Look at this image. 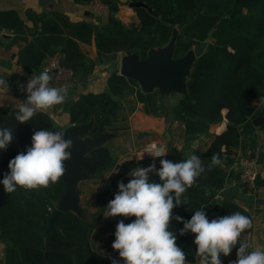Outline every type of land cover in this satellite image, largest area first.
<instances>
[{
  "label": "trees",
  "instance_id": "1",
  "mask_svg": "<svg viewBox=\"0 0 264 264\" xmlns=\"http://www.w3.org/2000/svg\"><path fill=\"white\" fill-rule=\"evenodd\" d=\"M74 1L94 3L96 0ZM98 1L114 14L119 11V4H127L120 0ZM128 1L146 3L158 16L143 7L134 9L140 27L128 33L113 14L105 23L91 24L85 20L72 21L67 14L59 11L27 9V19L32 24L29 27L16 11L0 10V29L12 32L13 42H25L19 59L27 71H35L49 57L59 54L67 68L75 73L83 70L88 75L98 63L115 59L119 52L137 54L143 60L152 49L167 46L173 38V58L180 59L195 45L206 40L208 33L215 28L205 53L194 62L187 91L169 110L158 103L154 92L151 113L164 117L167 127L173 121L181 123L183 150L201 135L209 133L211 127L226 122V127L215 134L209 147L201 154L206 171L198 178L196 185L186 192L188 203L173 210L174 216L190 220L194 211L204 207L209 220L210 214L215 211H220L224 216L241 211L253 221L248 211L221 195L229 178L239 179L233 169L237 149L245 146L243 133L253 132V121L264 106L261 103L264 98V0H226L224 11L206 6L204 0ZM92 43L97 50L96 59L84 64L83 46ZM107 87L106 91L80 94L70 106L71 125L94 119L89 137L110 130L121 132L128 129L115 126L122 108L121 98L127 93H135L137 101L144 103L145 111L150 112L147 97L135 79L113 70L107 79ZM0 128H12L14 137L6 150H0V175L3 176L9 171L10 160L31 146L35 131L63 130L48 114H38L28 123L20 124L15 119L14 109L6 108H0ZM261 129L264 131V123ZM213 155H218L222 163L207 171ZM115 163L116 158L110 149L102 146L86 155L81 166L86 173L98 175L111 170ZM145 163L146 159L124 162L109 186L97 194L96 202L101 205L122 176ZM64 188L61 177L58 183L45 189L25 191L17 188L14 193H6L7 202L0 208V240L6 244L4 264H107L105 257L90 245L91 233L106 209L89 222L73 212H67L60 226L43 236L49 224L50 209L54 210ZM247 188L244 186L243 189ZM134 219L125 217L123 222L127 224ZM181 228L182 222L171 221L177 245L185 252L187 261L194 262L196 245H189L187 233L180 236ZM115 230L110 232L112 243ZM251 230H246L241 237ZM113 255L120 261L117 264H124L117 251L113 250Z\"/></svg>",
  "mask_w": 264,
  "mask_h": 264
},
{
  "label": "clouds",
  "instance_id": "2",
  "mask_svg": "<svg viewBox=\"0 0 264 264\" xmlns=\"http://www.w3.org/2000/svg\"><path fill=\"white\" fill-rule=\"evenodd\" d=\"M52 76L45 70L32 75L20 89L26 92L25 100L15 101V119L28 123L38 114H47L65 103L68 90L51 86ZM9 91L7 79L0 77V95ZM264 104V98L261 99ZM12 128H0V150H6L13 141ZM73 140L66 139L62 131L41 129L31 137V146L11 159L9 171L0 183L5 193L11 194L21 188L25 191L40 190L58 183L66 173V161L72 159ZM144 153L153 158L167 155L156 145L146 147ZM213 155L207 171L221 164ZM157 170L155 162L145 168L129 173L127 184L119 182L118 192L109 201L105 217H134L132 222H118L113 250L119 253L124 264H188L185 252L177 245V236L171 230V221L183 223L180 236L191 232L196 245L197 264H222L221 256H229L239 245L236 260L230 264H264V244H244L241 234L253 227L252 219L241 211L209 220L204 207L194 211L190 220L173 214V210L188 203L186 192L196 185L206 169L201 158L191 155L182 162L174 163L160 159ZM155 173L163 183L149 182V174ZM247 211V209H244ZM112 264H117L116 260Z\"/></svg>",
  "mask_w": 264,
  "mask_h": 264
},
{
  "label": "crops",
  "instance_id": "3",
  "mask_svg": "<svg viewBox=\"0 0 264 264\" xmlns=\"http://www.w3.org/2000/svg\"><path fill=\"white\" fill-rule=\"evenodd\" d=\"M120 1L123 3L127 2V4H119V11L115 15H118V19L123 26H125L124 28L128 33L137 31L140 27V20L137 13L128 7V0ZM27 9H32L37 12L59 11L67 14L72 21L85 20L91 24L100 23L92 3H76L74 0H0V10L16 11L20 18L31 27L32 24L27 19L26 15ZM12 39L13 34L2 33L0 29V77L7 79L9 83V91L6 94L0 95V108L9 110L14 109L16 100L22 101L26 99V92L21 91L20 85H26L32 75L44 71V64L48 60L47 59L43 65L35 71H27L22 66L19 59V52L25 45V42L21 40L13 42ZM28 39H31L30 35ZM83 52L84 64L90 60L96 59L97 50L94 43L91 45H84ZM126 55V53L119 52L115 59L104 63H98L88 75H85L83 70L77 72L72 87L67 89L68 96L65 103L56 106L47 113L55 124L63 129L71 126L69 119L71 104L82 93H96L108 90L107 79L110 73L113 70H118L120 72L121 60ZM59 56L62 57L61 55ZM51 86H53L52 80ZM140 89L145 94L141 85ZM154 90L153 93L155 92ZM182 94H184V92ZM121 103L122 108L118 112V121L115 123V126L128 129L121 132H114L116 136L108 139L103 144V146L110 149L111 153L116 158L114 167L102 173L99 178L82 180L78 184L80 190V206L82 201L81 195L82 198L84 197L82 192L85 191L88 196L87 198L90 199L87 212H85L84 208L81 206L84 211V216L81 218L86 222L90 220L86 215L89 214L93 217V215L99 213L98 203L96 202L97 194L109 186L111 179L118 173L124 162L128 160H140L139 157L142 147L152 142L160 143L165 147L167 152V155L163 159L170 160L174 163L182 162L191 155L200 157L211 144L215 134H219L220 131L226 127L225 121L219 126L211 127L209 133L201 135L192 142L189 148L183 150L184 133L181 123L173 121L169 123L167 127L164 117L154 116L151 111L147 113L142 109L144 103L137 101L135 93H127L121 98ZM253 103L259 106L256 101H253ZM132 107L134 108L133 110L131 109ZM126 120L127 125L124 124ZM254 127L253 132L248 134L245 132L243 133V140L246 141V144L245 146L239 147L237 152L244 154L248 153L255 158L258 170V178L255 186L253 188H247L248 190H244V186L239 180L229 178L221 195L222 198L229 199L228 195L234 193L232 200L244 209H247L251 214L253 218V227L248 235V243L251 245L264 244V131L261 127ZM109 132L113 131L110 130ZM141 134L144 135L141 136ZM153 135L157 138L152 139L151 136ZM146 161L148 164H139L136 168H140V165L141 168L148 167L151 162L149 159H146ZM156 163V169L158 170L161 165L160 162ZM130 172L131 171L122 176L117 181V184L121 181L127 184L130 179ZM149 182L163 183L155 173L149 174ZM104 214L91 233L90 245L93 250L105 257L107 264H112L113 260H116L118 263L119 260L113 255L110 232L112 229L116 228L118 222L125 217H105ZM221 260L222 264H230V261H235L234 253L231 252L227 257L223 256ZM188 264H197V260L195 259L194 262H188Z\"/></svg>",
  "mask_w": 264,
  "mask_h": 264
},
{
  "label": "water",
  "instance_id": "4",
  "mask_svg": "<svg viewBox=\"0 0 264 264\" xmlns=\"http://www.w3.org/2000/svg\"><path fill=\"white\" fill-rule=\"evenodd\" d=\"M206 6H214L219 8L221 11L225 10L226 0H204ZM128 7L136 9L138 7L146 8L147 11L154 16H158L144 2H129ZM115 15L114 13H112ZM118 18V15H115ZM183 29L179 28V31ZM215 30L213 28L207 35L206 40L195 45L185 56L180 59L173 58V49L175 38L171 39L169 44L165 47L157 50L152 49L146 59H140L137 54H127L121 60L120 74L135 79L143 88L147 97V104L150 111H153V90L155 87L162 86L166 90H178L187 91V86L184 85V78L189 77L190 73H187V67L194 65L197 58L201 57L208 45L211 43L212 33ZM64 63V62H63ZM264 123V106L253 121L254 126L261 127ZM94 125V119L92 118L88 123L73 124L62 132L65 133V138H71L73 140V147L71 149L72 159L66 161V173L62 177L64 182V192L60 195L56 208L49 215V224L47 229L44 231L43 236L46 237L48 233L54 228L59 227L61 220L67 212H73L79 217L84 216V211L80 206V190L78 184L82 180L94 179L101 177L102 174L90 175L86 173L82 166V159L91 153L96 148L102 147L103 144L110 138L116 136V133L106 131L98 136L89 137ZM152 162V159H149ZM141 168V165L139 166ZM133 168L131 171L135 170ZM4 178L0 175V181ZM119 184V182H118ZM118 184L114 190L109 191L104 202L99 205L98 211L102 212L107 208V205L112 195L118 192ZM234 193L228 195L229 199H233ZM6 193L3 188V184L0 183V208L6 204ZM224 216L220 211H215L210 214L211 219ZM190 246H194L195 236L191 232L186 234ZM120 262V261H119ZM118 262V263H119Z\"/></svg>",
  "mask_w": 264,
  "mask_h": 264
},
{
  "label": "built area",
  "instance_id": "5",
  "mask_svg": "<svg viewBox=\"0 0 264 264\" xmlns=\"http://www.w3.org/2000/svg\"><path fill=\"white\" fill-rule=\"evenodd\" d=\"M92 4L100 23H105L108 20L109 16L112 14L109 8L98 0L94 1V3ZM2 33L13 34L11 31L7 30H2ZM43 70H47L52 75V83L54 87H64L66 89L72 87L76 73L64 65L62 57H60L58 54L48 58L47 62L44 64ZM152 145H156L157 148H162L166 152L165 147L163 145L157 142H152L141 148V154L143 153V150L146 147H151ZM143 158L152 159L153 161L160 162V159H163L164 157L153 158L147 153H144ZM233 169L238 174V180L242 185L248 188H253L255 186V183L258 178V170L255 158L251 154L237 152L235 155V163ZM248 235L249 234L242 236L240 238V242L244 244H249ZM236 252L237 250L233 252L235 260L237 258Z\"/></svg>",
  "mask_w": 264,
  "mask_h": 264
},
{
  "label": "rangeland",
  "instance_id": "6",
  "mask_svg": "<svg viewBox=\"0 0 264 264\" xmlns=\"http://www.w3.org/2000/svg\"><path fill=\"white\" fill-rule=\"evenodd\" d=\"M192 65L190 66H188L187 67V73H190L191 72V70H192ZM187 76H188V74H187ZM185 77L184 78V85H185V87L187 86V82H188V78L189 77ZM155 93H156V96H155V98H156V100L158 101V103L160 104V105H162V107H164V108H166V109H170V108H172L175 104H176V102L178 101V99L183 95L182 93H183V91H178V90H173V91H171V90H166L164 87H162V86H158V87H155ZM145 108H146V106H145V104H144V106L142 107V109H144L145 110ZM124 124L125 125H127V120L124 122ZM151 138L152 139H155V138H157L156 136H151ZM139 150V149H138ZM137 150V151H138ZM156 162V161H155ZM146 164H148V162L146 161V163H145V165ZM156 166H157V163H156ZM83 194H84V197L82 198V195H81V199H82V201H81V206L84 208V210H85V212H87V209L89 208V205H90V199L89 198H87L88 196H87V193H85V191L84 192H82ZM98 207H99V204H98ZM56 208V207H55ZM54 208V209H55ZM104 211V210H103ZM97 214H95V215H93V217L94 216H96ZM86 217L88 218V219H91V217L92 216H90L89 214L88 215H86ZM5 248H6V244L5 243H3L1 240H0V264H4V251H5Z\"/></svg>",
  "mask_w": 264,
  "mask_h": 264
},
{
  "label": "bare ground",
  "instance_id": "7",
  "mask_svg": "<svg viewBox=\"0 0 264 264\" xmlns=\"http://www.w3.org/2000/svg\"><path fill=\"white\" fill-rule=\"evenodd\" d=\"M156 124V123H155Z\"/></svg>",
  "mask_w": 264,
  "mask_h": 264
}]
</instances>
